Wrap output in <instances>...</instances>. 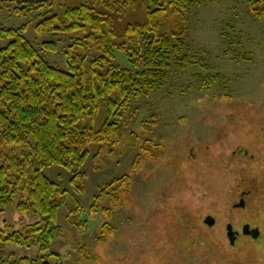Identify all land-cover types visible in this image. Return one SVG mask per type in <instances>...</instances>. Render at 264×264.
<instances>
[{"label": "rangeland", "instance_id": "rangeland-1", "mask_svg": "<svg viewBox=\"0 0 264 264\" xmlns=\"http://www.w3.org/2000/svg\"><path fill=\"white\" fill-rule=\"evenodd\" d=\"M67 1L53 0L54 9ZM193 2L189 11L171 10L162 18L172 31L181 27L185 16L186 49L181 56L190 52L195 57L192 63L173 65L163 86L133 96L123 111L119 141L88 144L83 175L75 183L76 167L43 169L66 191L67 202L58 214L61 228L46 249L37 238L27 244L3 242L5 261L22 256L51 261L50 251H55L64 264H264V202L258 197L264 196V20L251 14L246 0ZM41 19L17 16L13 6L0 2V25L27 24L25 35L38 49L45 41L56 42V52L41 54L65 69L69 39L63 34H39L36 24ZM7 41H0V47ZM244 52L248 58L241 55ZM117 59L130 67L122 53ZM199 59L223 75L228 93L218 86L200 88ZM103 118L95 116L97 123ZM228 131L233 136L231 148L249 147L248 157L256 159V167L244 166L254 179L245 187H256L245 209L233 207L237 202L233 182L238 177L234 173L230 181L226 179L219 169L221 160L215 158L214 136ZM0 151L21 155L29 149L5 144ZM124 176L129 180L108 190L119 195L115 207L101 189ZM25 199L23 190L15 198ZM16 202L0 213V220L22 229L35 219L18 211ZM207 215L215 217L213 226L205 223ZM228 222L235 229L244 223L258 226L262 238L241 237L233 246ZM104 223L114 225L116 232L99 241ZM0 228H5L2 222Z\"/></svg>", "mask_w": 264, "mask_h": 264}, {"label": "trees", "instance_id": "trees-1", "mask_svg": "<svg viewBox=\"0 0 264 264\" xmlns=\"http://www.w3.org/2000/svg\"><path fill=\"white\" fill-rule=\"evenodd\" d=\"M1 1L13 6L17 16L42 17L37 32L63 34L69 44L64 51L66 68L62 69L41 54L44 50L56 52V42L45 41L38 49L25 35L27 24L0 25V41L8 40L0 47V146L29 149L21 155L0 151V213L14 205L23 190L26 199L17 201L16 208L35 219L22 229L0 220L5 225L0 228V264H64L55 251H50L51 261L39 256L5 261L2 243L27 244L37 238L44 249L49 248L61 228L58 214L67 195L43 169L76 167L75 183L83 175L88 144L119 141L123 111L133 96L163 86L173 65L192 63L195 57L190 52L181 56L186 49L185 16L181 27L172 31L165 28L162 18L171 10L187 12L194 2L68 0L54 9L53 0ZM246 2L251 14L264 20V0ZM117 53L124 55L130 67L117 59ZM241 55L248 58L246 52ZM199 61L203 71L197 78L202 90L214 86L229 90L211 63ZM99 114L104 118L97 123ZM125 180L129 177L114 178L101 189L115 207L119 195L108 190ZM115 232L114 225L104 223L97 239L104 241Z\"/></svg>", "mask_w": 264, "mask_h": 264}, {"label": "flooded vegetation", "instance_id": "flooded-vegetation-1", "mask_svg": "<svg viewBox=\"0 0 264 264\" xmlns=\"http://www.w3.org/2000/svg\"><path fill=\"white\" fill-rule=\"evenodd\" d=\"M231 132L228 131L227 134L225 136H221V134H216L214 136L215 138V145L217 147V154L218 156L215 158L217 160H221L220 163V167L219 169H222L221 171L224 173V176H227L226 179H229V181L231 180V178L229 177V175L231 174H236V176L238 177V180L236 182H233L234 184H237V190L235 192L234 190V184L231 185L230 188V192L229 193H233L232 189L234 190V193L236 195L237 202L234 203V208H241V209H245L248 206V201L250 198H252L256 191V187L255 184L254 187L247 189L245 186L250 185L251 183L254 182V179L249 178L248 177V171L244 168V166H246L247 164H254L255 159V155H251L248 157L249 155V151L250 148L249 147H242L239 146L236 149H232L231 147V139H232V135L230 134ZM230 134V135H229ZM224 138V139H223ZM244 143V142H243ZM231 149L230 151H227ZM233 154V155H232ZM197 156V154H196ZM202 159V158H201ZM258 162V161H257ZM256 162V164H257ZM259 163V162H258ZM261 166V165H260ZM254 167H256V165L254 164ZM264 182V179H261ZM251 181V183H250ZM258 188V187H257ZM260 201L264 202V196H258ZM212 219V221H214V223L216 222V219L213 215H207L206 218L204 219L205 223L208 224L209 226H213L210 225L208 220ZM232 226L234 232H235V240L234 242H232L231 244L234 246L235 243L241 239V237L245 238V239H252V240H259L262 238V230L260 227L258 226H254L251 223H244L239 229H235L234 226L232 225V223L228 222L226 229L228 231V227ZM229 238V237H228ZM230 240V239H229Z\"/></svg>", "mask_w": 264, "mask_h": 264}, {"label": "water", "instance_id": "water-1", "mask_svg": "<svg viewBox=\"0 0 264 264\" xmlns=\"http://www.w3.org/2000/svg\"><path fill=\"white\" fill-rule=\"evenodd\" d=\"M208 222H209L210 225L214 224V221H212V219H209ZM228 237H229L231 243L234 242V240H235V238H234L235 237V232H234V230H233L231 225L228 227Z\"/></svg>", "mask_w": 264, "mask_h": 264}]
</instances>
